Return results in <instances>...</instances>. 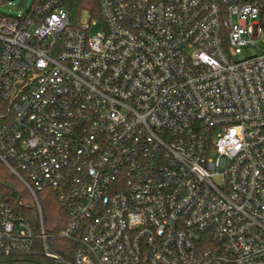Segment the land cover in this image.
Here are the masks:
<instances>
[{
  "label": "built area",
  "instance_id": "2783aa9c",
  "mask_svg": "<svg viewBox=\"0 0 264 264\" xmlns=\"http://www.w3.org/2000/svg\"><path fill=\"white\" fill-rule=\"evenodd\" d=\"M260 37L264 0H33L0 14V162L39 224L0 204V257L264 264V51L235 59ZM41 192L66 216L67 256L47 241Z\"/></svg>",
  "mask_w": 264,
  "mask_h": 264
},
{
  "label": "trees",
  "instance_id": "16d2710c",
  "mask_svg": "<svg viewBox=\"0 0 264 264\" xmlns=\"http://www.w3.org/2000/svg\"><path fill=\"white\" fill-rule=\"evenodd\" d=\"M4 2L5 0H0ZM39 205L43 217V227L49 235L48 243L54 251L62 256L64 248L70 243L57 237L67 222L63 211L58 207L57 202L50 192L37 194ZM0 204H8L16 216L28 224L34 232L38 231L39 224L36 214L35 204L26 190L25 186L10 173V171L0 162ZM0 264H52L47 258L39 253L26 257H0Z\"/></svg>",
  "mask_w": 264,
  "mask_h": 264
},
{
  "label": "rangeland",
  "instance_id": "374dc122",
  "mask_svg": "<svg viewBox=\"0 0 264 264\" xmlns=\"http://www.w3.org/2000/svg\"><path fill=\"white\" fill-rule=\"evenodd\" d=\"M32 2L33 0H5L4 2L0 1V14L11 17L25 14L31 6ZM80 18L83 22H86L87 20L85 13H82ZM99 31L100 30L98 26H92L90 35H95ZM253 41L255 42L256 47H248L246 49H243L240 54L236 55V60H241L252 55H257L258 53L264 51V42L261 37L258 39H254Z\"/></svg>",
  "mask_w": 264,
  "mask_h": 264
},
{
  "label": "water",
  "instance_id": "95a60500",
  "mask_svg": "<svg viewBox=\"0 0 264 264\" xmlns=\"http://www.w3.org/2000/svg\"><path fill=\"white\" fill-rule=\"evenodd\" d=\"M7 1H11V0H7Z\"/></svg>",
  "mask_w": 264,
  "mask_h": 264
}]
</instances>
